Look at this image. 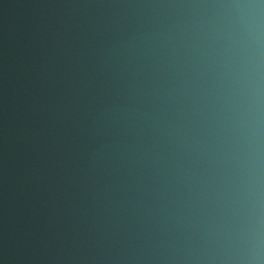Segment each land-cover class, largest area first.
Instances as JSON below:
<instances>
[{
    "label": "water",
    "instance_id": "95a60500",
    "mask_svg": "<svg viewBox=\"0 0 264 264\" xmlns=\"http://www.w3.org/2000/svg\"><path fill=\"white\" fill-rule=\"evenodd\" d=\"M0 264H264V0H0Z\"/></svg>",
    "mask_w": 264,
    "mask_h": 264
}]
</instances>
